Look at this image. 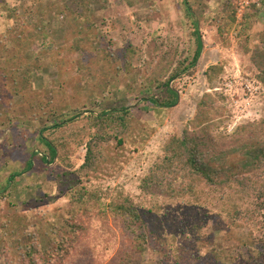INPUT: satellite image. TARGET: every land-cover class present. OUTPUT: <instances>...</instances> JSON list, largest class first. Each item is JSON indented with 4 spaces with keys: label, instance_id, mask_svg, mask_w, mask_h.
<instances>
[{
    "label": "rangeland",
    "instance_id": "rangeland-1",
    "mask_svg": "<svg viewBox=\"0 0 264 264\" xmlns=\"http://www.w3.org/2000/svg\"><path fill=\"white\" fill-rule=\"evenodd\" d=\"M87 1L88 11L79 20L71 10L77 0H0V51L10 42L4 34L9 26L19 30L23 21L30 32L42 18L45 30L44 36L31 40L34 45L29 50L21 51L25 59L15 49L16 59L4 66L0 62V74L15 76L11 80L12 76L0 75V112L9 109L11 114L10 109L19 107L13 115L21 114L24 104V112L32 118L19 120L18 125L6 128L0 136V144L6 146L5 151H0V264H6L3 251L14 249V238L40 231V226L56 238L59 228H65L62 220L73 189L93 192L104 206L119 194L144 202L149 210L146 219L154 232L138 264H196L190 256V247L197 249L196 245L200 254L207 250H213L216 257L223 254L221 260L225 264L227 260L229 264H244L238 258L230 259L229 250H218V239L227 234V211L249 205L248 198L232 193L227 186L209 188L202 184L195 197H145L140 195L139 182L159 159L169 139L180 136L195 117L199 111L197 103L205 93H212L215 100L207 101L200 109L208 108V132L213 136L230 133L237 125L264 116V87L252 78L255 69L242 46L244 43L245 48L253 49L260 45L264 0H249L248 4L243 0ZM182 1L189 14L184 12ZM61 6H66V10L57 14ZM192 21L202 42L193 64L190 62L196 41ZM74 43L83 45L85 61L78 57L73 63L60 55L73 51ZM24 46L28 48V43ZM31 50L33 55L42 52L41 58L51 66L45 68L46 72L28 70L31 85H26L21 98L3 84L15 80L12 88H18V72L13 68L20 61L26 64L27 56L33 57ZM54 61L58 62L59 71ZM97 77L104 81V88L101 94L90 95ZM167 80L177 93L176 103L172 107L151 106L147 98L167 95L157 89L158 82ZM32 92L42 94L45 101H58L48 107L51 113L72 110L77 114L76 120L56 129L50 127L49 119L37 117L35 121L33 108L38 99ZM29 95H33V100H27ZM67 104L71 110L65 108ZM120 106L131 112L126 130L117 135L120 139L112 138L98 147L99 162L87 176L63 175L83 161L85 143L92 132L86 114L93 111L96 115L102 109ZM40 126L48 128L45 136L58 146L56 155L46 166L33 160L31 168H24L25 154L37 150L34 130ZM201 126L204 124L198 127ZM1 128L5 125L0 124ZM74 177L80 179L79 183L65 188L64 182ZM239 223L241 227L233 229L232 234L247 241L248 228L254 224L241 220ZM193 225L198 228L197 233ZM256 233L257 240L264 242L263 231Z\"/></svg>",
    "mask_w": 264,
    "mask_h": 264
},
{
    "label": "trees",
    "instance_id": "trees-1",
    "mask_svg": "<svg viewBox=\"0 0 264 264\" xmlns=\"http://www.w3.org/2000/svg\"><path fill=\"white\" fill-rule=\"evenodd\" d=\"M181 3L184 12L189 14L186 4L183 1ZM65 7L61 6L60 9H57L59 10L57 14L64 13ZM87 7V0H77L76 3L72 4L71 10L76 14V18L82 20L88 11ZM11 10L16 11V9ZM42 21L41 18L40 23L38 22L36 28H33L35 30L30 32L26 30L28 27L23 24V21H21L22 27L19 30L12 29L13 26L6 29L4 34L7 35L10 42L9 44L6 43L5 48L0 51V62L3 66L4 63L17 58L15 49H18L20 51L19 56L23 57L21 51L23 49L29 50L34 45L31 40L45 35ZM192 24L196 47L192 54L191 64L198 58L202 46L198 28L193 21ZM26 43H28V48L25 46L23 48ZM20 46H22V49ZM242 46L244 53L250 54L249 60L255 69L252 78L264 87V30L261 33L259 46L253 49L245 48L246 44L244 43ZM71 47L74 49L73 51L66 50L65 54H60L64 55L63 59L66 57L75 63V59L77 60L79 57L85 61V52L82 51L84 49L83 45L75 44ZM29 53L33 57L29 59L27 56L26 60L28 61L26 64L23 65L20 61L19 65L13 68L18 72V88H12V85L17 83L15 80L9 84L7 82L3 84L7 89H12V91L8 90L11 93L20 94L21 98H23L26 85H31L32 78L28 76L30 75V69L32 71L36 70V72H46L45 68L51 66L41 58L42 52L33 55L31 50ZM51 53H54V50L51 49ZM78 53H80L79 56ZM109 55L114 54L109 53ZM112 63L113 61L110 64ZM53 65L59 71L58 62L54 61ZM113 66L115 68V65ZM11 71L14 73V70ZM0 75L1 77L10 78L12 73L4 76ZM14 77L12 76L11 80ZM158 84L157 89L160 92L164 90L167 93L165 98L149 97L146 101L153 107H172L176 103V91L169 86L168 80L164 83L158 82ZM103 85L104 81L100 77L95 78V85L93 88L91 86L92 92L90 95L97 96L101 94L104 88ZM58 95L59 93L54 94L55 97ZM34 96L38 99L33 108L35 121H37V117H41L45 121L49 119L48 121L52 124L50 127L56 129L76 120L77 114H73L68 104L65 108H70L71 111L51 113L52 109L48 107L54 102L58 103V101L54 97V100L46 99L45 101L42 94H34ZM212 96L213 94L210 92L204 94L203 98L197 103L199 111L183 128L181 135H173L167 144L163 146L159 159L154 161L140 178V195L145 197L152 195L195 197L199 192L200 184L209 188L227 186L232 193L242 198H248L250 203L246 206H235L227 211L229 220L227 234L222 237V240L219 241L218 239V243L221 244L218 250H229L230 259L232 257L238 258L244 264H264V242L258 241L256 238L258 236L256 232L263 231L264 233V116L256 121L239 124L230 133L225 131L222 134L213 136L208 132L210 124L207 118L208 108L200 111L207 101H215ZM27 100H33V95H29ZM63 105L65 104H62V107ZM21 107L23 110L21 114L17 115H13V113L17 112L19 107L14 108V110L10 109L11 114L8 113L9 109L5 112L1 110L0 124H4L5 128L0 129V136L6 128L11 129L12 126L18 125L19 120L29 121L32 119L24 112V104ZM130 113V109L120 106L119 109H102L96 115L93 114V111L86 114L85 119L92 132H90L85 143L83 161L78 168L63 175L68 176L76 173L77 175L87 176L89 171L94 169L99 162L101 152L98 147L109 142L112 138L120 139L117 135L126 130L128 126L127 117ZM201 124H204V126H201L202 128L198 127ZM43 127L45 126H40L34 130L37 144L35 146V143H33V146L37 150L25 154L24 168H31L33 160H39L40 163L46 166L52 162L56 155L58 146L45 136L44 133L48 128ZM190 127H193V129L190 130ZM5 150L4 143L0 144V151ZM40 152L43 154H40ZM62 176H58V178L60 179ZM7 181H10V179ZM79 181L80 179L76 177L69 178L64 182L65 188L71 189ZM68 203L67 215L62 220L65 228L62 226L59 228L56 238L50 236L51 233L47 232L44 226H40L41 232L36 231L40 233L39 235L33 231L30 234H23L18 238H14V249L10 247L3 251L5 263L138 264V259L154 232V229L149 227L146 219L149 210L145 207L143 201H138L136 197L119 194L115 201L104 206L100 196L94 195L93 192L87 193L84 190L80 192V190L73 189L70 191ZM240 220L254 224V226L248 228L249 239L247 241H241L232 234L233 229L241 227ZM192 228L195 229V232L199 231L196 225H193ZM197 241L198 238L195 239L196 243ZM196 248L192 249L190 247L193 251L190 253L192 262L196 264H225L221 260L224 257L223 254L216 257L213 250H207L206 253L200 254L197 245ZM226 262V264L230 263L229 260Z\"/></svg>",
    "mask_w": 264,
    "mask_h": 264
},
{
    "label": "built area",
    "instance_id": "built-area-1",
    "mask_svg": "<svg viewBox=\"0 0 264 264\" xmlns=\"http://www.w3.org/2000/svg\"><path fill=\"white\" fill-rule=\"evenodd\" d=\"M245 4H248L249 0H243Z\"/></svg>",
    "mask_w": 264,
    "mask_h": 264
}]
</instances>
